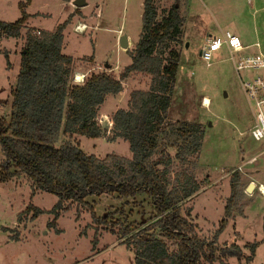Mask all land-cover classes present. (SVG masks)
<instances>
[{
	"label": "rangeland",
	"instance_id": "1",
	"mask_svg": "<svg viewBox=\"0 0 264 264\" xmlns=\"http://www.w3.org/2000/svg\"><path fill=\"white\" fill-rule=\"evenodd\" d=\"M84 1L83 9L69 5L71 14L76 17L70 18L62 31L63 52L75 58L70 65L71 75L79 72L86 78L90 73L105 71L117 78L129 63L126 51L133 48L140 31L141 0ZM153 4L156 20L164 16L171 5L177 6L183 19L179 33L166 39L159 38L152 54L123 80L124 91L122 88L118 99L109 96L96 108L94 121L100 127L99 137L78 134L68 137L58 132L54 145L69 140L83 153L100 159L108 154L130 158L127 142L111 129L110 115L118 106L128 108L129 91L146 90L149 70H166L167 62L172 60L169 51L175 52L178 54L177 66L166 110L167 120L197 122L203 135L199 150L187 156L185 163L178 162L174 157L175 149L168 144L163 147L164 152L157 151L154 157H170L169 186L175 184L174 178L182 171L197 185L196 191L181 202L180 213L189 212L186 219L198 237L212 240L216 248L234 243L244 256L250 254L248 244L256 242L248 262L244 258L220 257L216 251L212 262L200 261L199 264H264V194H259L254 187L246 190L250 182L264 186V168L261 160L242 165L260 147L249 137L252 101L242 86L262 75L264 70H236L237 56L229 57L224 50L209 64L198 54L209 35H218L223 30L236 33L237 30L243 41L256 42L259 52L264 55V0H153ZM33 9L50 13L38 14V18L31 21L32 25L48 28L65 7L57 1L33 0L30 10ZM78 9H82L83 14ZM77 23L85 25L81 32L73 30ZM120 35L126 36V48L118 45ZM250 44L248 50L256 54L258 50ZM21 45L20 39H0V51L4 49L8 53L7 64L0 54V117L6 120L10 111L9 90L14 84ZM204 99L210 100L209 105L204 102L207 107H203ZM114 101L116 105H113ZM166 136L169 142L173 141V135ZM2 160L0 151V162ZM238 166V197L225 226L213 238L229 194V177ZM56 200L52 194L31 190L30 181L21 173L12 172L0 181V264H132L131 247L125 244V238L108 231L110 223L119 225L118 221H122L120 211L128 221H133L136 226L140 224V228L156 219L151 202L144 194L122 198L101 193L85 198L84 205L72 203L55 221L58 233L47 225L52 219L51 213L43 212L32 220L19 215L28 202L47 211ZM91 214L108 215L106 227L96 226ZM152 231L157 235V231ZM166 243L169 248H175L174 242Z\"/></svg>",
	"mask_w": 264,
	"mask_h": 264
},
{
	"label": "trees",
	"instance_id": "2",
	"mask_svg": "<svg viewBox=\"0 0 264 264\" xmlns=\"http://www.w3.org/2000/svg\"><path fill=\"white\" fill-rule=\"evenodd\" d=\"M29 2L17 3L20 15L14 21H0V39L19 36L28 17L23 9ZM72 15L68 14L49 31L38 30L35 34L31 29H25L14 84L9 90V115L7 120L0 117V151L3 155L0 181L12 172L21 173L30 181L31 190H41L57 198L47 211L28 202L19 215L32 220L43 212L51 213L53 216L47 225L58 233L55 221L72 203L84 205L85 198L101 193L122 198L144 194L154 210V221L140 228V224L136 226L133 221H128L121 211L119 225L109 221L108 231L125 238V244L131 247L132 264L212 262L216 251L220 257L250 261L256 242L248 244L250 254L244 256L234 243L216 248L212 240L207 241L194 233L186 219L189 212L182 215L180 205L196 191L197 185L182 171L174 178L175 184L169 186L170 157H154L157 151L164 152L163 147L168 144L175 149L174 157L178 162L185 163L187 156L199 150L203 135L197 122L167 120L166 110L177 66L178 54L175 52L169 51L172 60L167 62L166 70H149L146 90L133 89L128 93V108H117L110 116L111 129L127 142L130 158L108 154L100 159L83 153L69 140L54 145L58 132L68 137L72 134L99 137L100 127L94 119L96 108L106 94L120 92L121 82L152 54L158 39L178 34L183 21L175 4L156 20L153 0H141L140 31L133 48L126 51L129 63L117 78L102 71L90 73L82 83L74 84L69 82L72 58L62 52V31ZM0 54L7 64V51L2 49ZM168 134L174 136L173 141L167 140ZM10 167L13 171H9ZM238 181V171H233L228 180L229 194L213 238L225 226L238 197ZM107 219L108 215L91 214L96 226L106 227ZM262 227L264 232V219ZM135 229L138 230L133 232ZM152 230L157 231L159 237ZM166 241L174 242L175 248H169Z\"/></svg>",
	"mask_w": 264,
	"mask_h": 264
},
{
	"label": "built area",
	"instance_id": "3",
	"mask_svg": "<svg viewBox=\"0 0 264 264\" xmlns=\"http://www.w3.org/2000/svg\"><path fill=\"white\" fill-rule=\"evenodd\" d=\"M85 25L77 23L73 30L81 32ZM38 34L39 31H34ZM258 52L251 53L246 50V45H243L239 37L229 30H223L218 35H209L205 38L204 44L199 50L200 59L209 64L213 61L221 50L228 53L229 57L237 56L235 64L236 70L241 69H260L264 70V55L259 52V47L256 42L252 45ZM85 79L84 73H73L70 77L71 82L80 84ZM244 81V80H243ZM247 98L252 101V124L249 128V137L259 144L254 155L249 156L248 159L243 161L242 165L255 164L257 160H261V167L264 168V72L262 75L253 77L251 81L244 82L243 86ZM259 150V151H258ZM240 166L234 171H239ZM259 194H264V186L260 183L253 185Z\"/></svg>",
	"mask_w": 264,
	"mask_h": 264
},
{
	"label": "crops",
	"instance_id": "4",
	"mask_svg": "<svg viewBox=\"0 0 264 264\" xmlns=\"http://www.w3.org/2000/svg\"><path fill=\"white\" fill-rule=\"evenodd\" d=\"M20 1H23V0H0V21H5V22H12V21H14L15 19H17L18 17H19V15H20V13H19V10H18V8H17V3L18 2H20ZM55 1H57V2H59V4H63L64 5V7H65V9H61V11H59V15L57 16V18L56 19H54V20H52V22H51V24H50V26L48 27V28H43V27H40V26H35V25H32V23H31V21L33 20V19H35V18H38V14H40V15H44V14H47V15H49L50 13H48V12H42V11H40V10H38V9H33L32 11L30 10V8H31V6H32V3H33V0H30V2L28 3V5H26L25 7H24V12L28 15V17L26 18V20L24 21V23H23V27L20 29V33H19V36L17 37V38H14V39H20V40H22V44H23V37H24V31H25V29L26 28H35V29H40V30H47V31H49V30H51L57 23H60L64 18H65V16L66 15H68V14H70V13H72L73 11H72V9H70V7H69V5L70 6H72L71 4V1L72 0H69V1H67V2H65V1H61V0H51V2H55ZM47 2H49V1H47ZM85 4H86V2H85ZM82 9H83V7H82ZM82 9H78V11L80 12V13H82L83 14V11H82ZM75 17H76V15L75 14H73L72 15V20H74L75 19ZM63 31H65V28H64V30ZM235 32L236 33H234L233 31H232V33H234L235 35H237L238 37H239V39H240V41L242 42V44L243 45H246V49H247V51H249L250 52V50H248V46L247 45H249L251 42H247V41H243V38H242V36L240 35V33L237 31V30H235ZM211 35H216V34H211ZM10 39V38H9ZM251 45H252V43L250 44V47H251ZM22 46V45H21ZM63 47H64V32H62V52L64 51V49H63ZM249 47V48H250ZM253 47V46H252ZM64 53V52H63ZM64 54H66V53H64ZM67 55V54H66ZM70 56V55H69ZM71 58H72V62L74 61V57L73 56H70ZM122 84V88H123V91H124V81H122L121 82ZM130 92V91H129ZM121 93H122V91H120V92H118V93H116V94H106V96L104 97V100H103V102H105V99L107 98V97H109V96H111L110 98H113L114 97V100H117L118 99V97L121 95ZM203 98V97H202ZM210 99V98H209ZM102 102V103H103ZM101 103V104H102ZM209 103H210V100H209ZM100 104V105H101ZM117 104V102L116 101H114V103H113V105H116ZM209 105V104H208ZM203 107H207V106H204L203 105ZM117 108H122V107H120V106H118V107H116L114 110H113V112L117 109ZM112 112V113H113ZM111 116V115H110Z\"/></svg>",
	"mask_w": 264,
	"mask_h": 264
},
{
	"label": "water",
	"instance_id": "5",
	"mask_svg": "<svg viewBox=\"0 0 264 264\" xmlns=\"http://www.w3.org/2000/svg\"><path fill=\"white\" fill-rule=\"evenodd\" d=\"M71 3H72V5H73L74 7H82V6L85 5V1H84V0H72ZM118 45H119L120 47H122V48H126V47H127L126 36H124V35H120V36L118 37ZM198 54H199V53H198ZM252 187H253V183L250 182V183L248 184L246 190H250V189H252Z\"/></svg>",
	"mask_w": 264,
	"mask_h": 264
},
{
	"label": "bare ground",
	"instance_id": "6",
	"mask_svg": "<svg viewBox=\"0 0 264 264\" xmlns=\"http://www.w3.org/2000/svg\"><path fill=\"white\" fill-rule=\"evenodd\" d=\"M204 102H205L207 105L209 104V100H207V99H204V101H203V105H205Z\"/></svg>",
	"mask_w": 264,
	"mask_h": 264
}]
</instances>
